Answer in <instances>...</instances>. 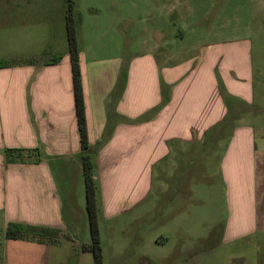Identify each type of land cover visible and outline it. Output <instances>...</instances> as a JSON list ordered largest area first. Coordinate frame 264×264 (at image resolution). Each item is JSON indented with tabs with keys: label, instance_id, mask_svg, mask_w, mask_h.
I'll return each mask as SVG.
<instances>
[{
	"label": "crops",
	"instance_id": "crops-1",
	"mask_svg": "<svg viewBox=\"0 0 264 264\" xmlns=\"http://www.w3.org/2000/svg\"><path fill=\"white\" fill-rule=\"evenodd\" d=\"M153 26L140 53L120 49L99 55L77 47L100 207L106 216L107 206L113 213L117 204L145 197L159 163L208 137L220 149L226 206L220 243L229 255L223 264H241L243 249L264 233V68L252 64L251 48L238 40L200 45L187 57L186 48L165 43L162 24ZM65 30L50 4H0V62H16L0 66L4 230L15 223L63 238L78 224V214H72L75 222L63 214V198L75 191L64 176L68 165L81 177L79 194L84 189L70 58L66 47H56ZM176 37L183 40L181 30L170 38ZM56 55L60 59L52 62ZM6 149H36L39 155L7 161ZM208 223V235L197 238L201 243L212 239L213 210ZM83 232L81 241L74 240V264L93 263L91 253L81 248L91 240L88 218ZM4 239L2 264H49L51 250L45 252L44 246ZM206 251L196 252L193 264H217L213 248Z\"/></svg>",
	"mask_w": 264,
	"mask_h": 264
},
{
	"label": "rangeland",
	"instance_id": "rangeland-1",
	"mask_svg": "<svg viewBox=\"0 0 264 264\" xmlns=\"http://www.w3.org/2000/svg\"><path fill=\"white\" fill-rule=\"evenodd\" d=\"M0 4H50L52 10H58L63 24L70 10L77 47L84 51L92 49L99 55L114 54L120 49L144 51L143 42L151 37L153 23H159L168 40L165 43L186 48L187 57L200 45L238 40L251 48L252 64L264 68V0H0ZM177 30H181L182 41L170 38ZM61 46L67 48L66 30L64 41L56 45ZM219 159L220 149L208 137L199 144L183 146L157 165L151 190L145 197L123 201L113 213L111 206H107L106 216L100 207L96 184L102 264H193L194 254L206 253L210 247L215 263H227L228 250L220 243L226 206ZM67 167L64 176L75 191L70 198H63V214L69 222H75L73 213L78 214L76 229L66 230L63 238L36 232L17 240L27 246L42 245L45 248H39L45 252L51 250L49 264H74V240L81 241L88 218L84 189H80V194L77 190L81 177L76 168ZM82 181L84 184L83 178ZM211 210L212 239L201 243L197 238L207 233ZM4 232L0 225L2 242ZM258 236L257 243L243 249L241 264H264V233ZM162 238L164 242H160ZM1 252L0 247V257Z\"/></svg>",
	"mask_w": 264,
	"mask_h": 264
},
{
	"label": "trees",
	"instance_id": "trees-1",
	"mask_svg": "<svg viewBox=\"0 0 264 264\" xmlns=\"http://www.w3.org/2000/svg\"><path fill=\"white\" fill-rule=\"evenodd\" d=\"M66 40L67 51L70 58L73 95L75 105V115L77 121V128L80 140V158L84 180V195H85V209L89 221L90 230V243L83 244L81 248L84 251H89L92 255L93 264H102L101 261V248L99 244V233L97 227V206L95 199V183L92 173V161L91 157L94 153V148L89 144L87 138V127L85 117V105L82 90L81 72L79 66L78 49L75 38L74 24L71 18V11H67L66 19ZM60 59V55L54 56L52 62H56ZM16 62H0V66H10ZM4 155L7 161H12L13 157L19 158L20 161L31 160V156H38V150H21V149H6ZM37 160V158H36ZM50 233L55 234V231H51L46 228H35L29 226H21L15 223H9L4 232V238L17 240L27 237L29 234L34 233ZM70 237V236H69ZM71 238V237H70ZM77 242L74 241V246H77Z\"/></svg>",
	"mask_w": 264,
	"mask_h": 264
}]
</instances>
